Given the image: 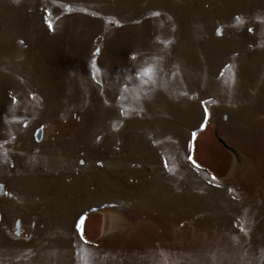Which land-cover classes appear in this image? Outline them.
<instances>
[{
    "label": "rangeland",
    "instance_id": "374dc122",
    "mask_svg": "<svg viewBox=\"0 0 264 264\" xmlns=\"http://www.w3.org/2000/svg\"><path fill=\"white\" fill-rule=\"evenodd\" d=\"M0 264H264V0H0Z\"/></svg>",
    "mask_w": 264,
    "mask_h": 264
},
{
    "label": "snow or ice",
    "instance_id": "6c2138e0",
    "mask_svg": "<svg viewBox=\"0 0 264 264\" xmlns=\"http://www.w3.org/2000/svg\"><path fill=\"white\" fill-rule=\"evenodd\" d=\"M81 163H83V161H81ZM79 227V226H78ZM81 239H83V237H81Z\"/></svg>",
    "mask_w": 264,
    "mask_h": 264
}]
</instances>
